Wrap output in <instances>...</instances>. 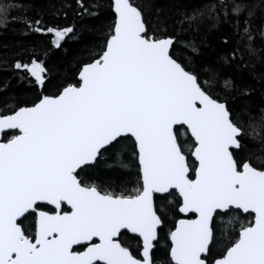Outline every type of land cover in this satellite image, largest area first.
<instances>
[{
	"label": "snow or ice",
	"instance_id": "obj_1",
	"mask_svg": "<svg viewBox=\"0 0 264 264\" xmlns=\"http://www.w3.org/2000/svg\"><path fill=\"white\" fill-rule=\"evenodd\" d=\"M99 7L0 0V28L32 38L0 55L31 93L0 104V264H264V108L222 70L264 39L250 0H111L102 34ZM204 24L232 29L222 65L180 38ZM85 32L102 42L58 75Z\"/></svg>",
	"mask_w": 264,
	"mask_h": 264
},
{
	"label": "trees",
	"instance_id": "obj_2",
	"mask_svg": "<svg viewBox=\"0 0 264 264\" xmlns=\"http://www.w3.org/2000/svg\"><path fill=\"white\" fill-rule=\"evenodd\" d=\"M56 0H34L36 9L50 10L51 5ZM87 3H98L103 5L96 11L99 16L92 18L88 23L95 25L102 34L104 28L111 22V12L108 5L110 0H86ZM199 0H154V9H161L165 15L175 14L177 8L190 9L194 7ZM74 3V0H73ZM251 6L255 12L253 17L254 27L259 29L264 26V6H261V0H250ZM71 15L69 20H71ZM182 41H195L200 49V55L196 62L208 65H222L224 57L229 53L232 45H226L223 41L232 38V29L228 25H221L217 29L209 31L208 25H201L199 30L181 33ZM32 38L24 37L18 31L9 27L7 30L0 28V55H3L9 61L13 58L16 47L21 43L27 44ZM102 42L101 36H96L85 32L80 43L70 42L68 45V55L53 57L52 63L57 66L58 75H63L62 69L66 66V61L71 56L81 51L84 44L92 42ZM257 54L247 66H228L223 65L222 70L225 74L231 75L238 82L248 85L254 91L246 100H237V106L247 104L251 108L259 111L264 108V39L257 34L256 41ZM183 51V49H182ZM191 55V53H187ZM30 89L21 83L7 67L0 66V104L6 103L13 96L30 95ZM253 148H258V144H251Z\"/></svg>",
	"mask_w": 264,
	"mask_h": 264
},
{
	"label": "water",
	"instance_id": "obj_3",
	"mask_svg": "<svg viewBox=\"0 0 264 264\" xmlns=\"http://www.w3.org/2000/svg\"><path fill=\"white\" fill-rule=\"evenodd\" d=\"M110 2H111V0H110Z\"/></svg>",
	"mask_w": 264,
	"mask_h": 264
}]
</instances>
